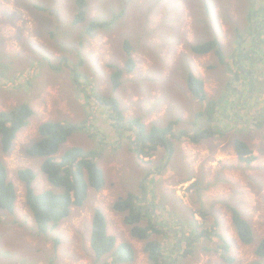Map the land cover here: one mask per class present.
<instances>
[{
    "label": "rangeland",
    "instance_id": "rangeland-1",
    "mask_svg": "<svg viewBox=\"0 0 264 264\" xmlns=\"http://www.w3.org/2000/svg\"><path fill=\"white\" fill-rule=\"evenodd\" d=\"M37 1L0 0V112L22 103L34 110L12 151L2 153L18 199L12 215L15 221L9 218L7 223L5 216L0 217V264H49L50 259L54 264H96L91 232L98 209L105 213L108 231L118 244L126 241L135 246L138 257L133 264H151L144 243L131 237L124 218L113 210L116 199L130 192L153 205L155 218L169 223V237L162 241L170 259L174 253L168 248L188 236L196 221L202 229L214 227L227 238L236 258L233 264L254 261L256 246L241 243L230 207L238 208L250 221L257 242L264 237V128L255 125L264 111V0H91L90 17L79 25L74 24L77 0H51L50 12H35ZM121 10L123 17L115 26L86 36L89 18L111 19L113 11ZM215 38L222 42L226 64L214 53L190 54V43ZM126 39L135 48L137 67L125 73L114 92V67L127 68ZM258 41L261 47L250 52L253 58H241L243 76L239 74L240 80L233 84L230 68L238 50L248 52ZM254 57L260 58L259 63ZM180 61L204 80L210 97L218 102L225 99L220 109L228 110L226 117L233 123L221 121L225 133L201 143L182 138L176 142L174 156L161 147L154 158H139L127 134L116 132L109 109L97 104L95 94L115 93L112 96L121 102L126 116L140 117L148 127L180 118L177 132L188 129L204 106L178 76ZM184 68L182 64L179 71ZM76 73L84 78L76 81ZM50 120H66L79 127L62 149L99 150L97 162L107 180L104 190H90L86 204L74 207L71 217L59 225L53 234L61 240L56 249L51 234L37 233L24 184L17 176L19 168H32L38 177L36 192L52 188L41 172L42 160L25 151L39 138L40 125ZM236 137L253 148L256 160L252 164L240 160ZM144 183L148 188L142 192L140 184ZM218 242V238L206 241L211 251L194 247L188 258L181 257L186 245L182 242L176 257L180 261L173 264H230L214 252Z\"/></svg>",
    "mask_w": 264,
    "mask_h": 264
},
{
    "label": "trees",
    "instance_id": "trees-1",
    "mask_svg": "<svg viewBox=\"0 0 264 264\" xmlns=\"http://www.w3.org/2000/svg\"><path fill=\"white\" fill-rule=\"evenodd\" d=\"M90 1L77 0L78 11L74 17L75 25L84 23L90 17L92 10L89 7ZM51 2V0L35 2L34 11L50 12L49 4ZM123 14L124 10H121L118 14L117 11H113L111 19L92 20L89 18L91 22L86 31V36L90 38L99 30L115 26L122 19ZM261 27L263 28V26ZM260 34L262 32H259L256 37ZM81 43L84 44L83 41ZM239 47H241L240 44ZM260 47L261 42L258 41V45L251 47L248 52L238 50L233 65L234 68H230L235 79L233 84L240 80V75L243 76L244 66L240 62L241 58H253V56H250V52L256 53ZM125 49L128 56L127 68L114 67L115 71L111 77V88L114 92L119 90L125 73L133 72L137 67L134 58L135 48L131 39L125 40ZM189 50L190 54L198 56L214 53L221 63L226 64L225 58L227 55L219 39L190 43ZM240 52H242L241 55ZM254 58L259 63L260 58ZM63 61L66 62L67 59ZM182 64L185 68L179 71ZM176 72L180 78L183 77L185 83L187 81L194 99L201 103L202 107L204 106L198 111L199 113L195 116L196 119L190 123L189 128L179 132L176 129L182 121L180 118L170 121L165 126L155 122L151 127H148L140 117L128 118L126 116L121 102L112 96L115 93L109 95L95 94L97 104L106 106L109 109L110 119L116 132L127 134L130 143H132L130 145L132 152L139 158H154L161 147L166 149L170 157L174 156L178 151L176 142L182 138H188L193 143H201L215 137L217 134L225 133L222 132V125L219 126V123H222L221 121L233 123L232 118L226 117L228 110L224 113L220 109L221 103L225 99L218 102L210 97L205 89L204 80L197 77L189 69L188 63L178 62ZM81 73L75 74L74 79L76 81L84 78ZM261 111L263 112V114H260L262 119L256 122L255 125L262 129L264 128V111ZM33 114L34 110L29 103H22L0 112V217L5 216L6 220L4 222L7 223L11 222L9 218H13V222L15 221V217L12 215H15L16 212L18 188L9 178V169L2 153L8 154L12 151L18 135L29 126ZM200 121H204V123L201 124ZM84 128L85 126L81 129L84 130ZM78 129L79 127L76 124L66 120L44 122L39 127V138L26 147L27 156L42 160L41 172L52 186L51 189L43 192L38 191L40 193L38 194L34 187L38 178L34 169L22 167L17 170V176L24 184L26 205L34 218L37 233L39 236L51 234L50 238L54 241L55 249L58 248L61 242L60 238L53 236L59 225L71 217L74 207L82 208L86 204L90 190L102 191L107 184L105 171L97 162L101 155L99 150H87L80 146L62 149V146L68 142ZM234 143L242 162L252 164L256 160L254 150L248 143L238 137L234 139ZM61 152L62 154L59 155ZM197 185L198 182L192 186L196 187ZM140 187V191L145 192L148 185L144 183L140 184ZM152 206L145 201L142 203L137 192H130L127 196L120 197L113 203V210L122 215L131 237L144 243L143 251L147 254L151 264L179 262L180 260L176 257L180 252L179 245L182 242L186 243V245H183V252H181L182 258L191 256L196 246L211 251L212 248L208 247L206 241L212 242L214 238L219 239L214 252L219 254L222 262L233 264L236 261L235 256L231 254V246L227 238L218 231L216 232L214 227L212 229H202V225L196 221L193 222V228L188 236L180 238L179 244L174 248H168L174 253V256L170 259L165 255L167 248L162 241V237H166L170 233L169 223L160 220L158 217L155 218L156 209H152ZM230 210L232 212V223L241 243L246 246H256V259L250 264H264V237L257 242L250 221L243 216L238 208L230 207ZM108 225L105 213L100 209L96 210L92 218L91 232V249L94 252L96 264L135 263L138 257L135 246L126 241L118 244L117 238L109 233ZM184 233L182 228L180 234L184 235ZM49 264H54L53 259L49 260Z\"/></svg>",
    "mask_w": 264,
    "mask_h": 264
},
{
    "label": "bare ground",
    "instance_id": "bare-ground-1",
    "mask_svg": "<svg viewBox=\"0 0 264 264\" xmlns=\"http://www.w3.org/2000/svg\"><path fill=\"white\" fill-rule=\"evenodd\" d=\"M29 246V245H28Z\"/></svg>",
    "mask_w": 264,
    "mask_h": 264
}]
</instances>
